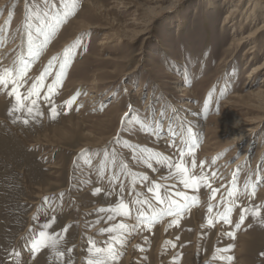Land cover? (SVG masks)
Instances as JSON below:
<instances>
[{
    "label": "rangeland",
    "instance_id": "rangeland-1",
    "mask_svg": "<svg viewBox=\"0 0 264 264\" xmlns=\"http://www.w3.org/2000/svg\"><path fill=\"white\" fill-rule=\"evenodd\" d=\"M207 1L173 0L159 12L151 13L146 10L152 7L147 0H78L74 14L51 36L40 55L35 59L27 58L31 67L27 83L20 88L24 95L48 61L53 56H61L77 37H81L71 66L65 70L67 75L62 85L47 101L43 99L47 85L54 80L61 61L54 62L52 74L44 81L45 87L38 99L43 115L33 119L22 108L10 116L8 110L15 103V98L7 95L11 85L8 90L0 91V264H86L88 238L106 240L107 234H99L98 230L125 220L118 216L116 221H107L108 214L98 213L97 209L114 206L118 202L121 182L125 185L123 196L127 201L128 186L145 174L159 183H176L173 191L179 189L196 195L199 203L184 212L178 224L172 223L174 217H166L151 230L144 228L133 234L124 255L115 264H229L226 260L212 258L217 248L229 245L234 247L223 255L234 257L230 264H264V223L261 222L264 208H261V218L248 214L240 228H235L241 208L264 205V112L245 103L236 106L232 102L237 115L234 122L247 128L245 120L250 121L256 130L250 139L244 138L238 145L233 144L231 132L220 133L231 129L224 123L229 119L221 116L222 103L232 101L230 97L233 94L246 93L247 90L243 89L246 76L252 66L262 63L264 54L246 66L240 61L247 45L240 47L235 59L231 58L233 49L223 55L234 37L231 28L220 30L223 15L230 5L227 6L224 0H212L219 7L211 13L208 12ZM53 2L62 9L61 0ZM247 2H242L243 10H246ZM45 10L44 0H6V4L0 7V39H3L0 51L8 49L4 55L5 61L11 63L8 66L14 60L18 63L17 58L23 56L22 51L28 48V31L33 33L34 49L40 48L44 37L35 29L39 25L38 15ZM256 14H264V10H258ZM204 20L212 31L210 41ZM262 21L264 17H260L252 27ZM182 25L185 26L181 30ZM140 32L143 36L136 38L134 35ZM247 32V28L243 29L242 36ZM114 33L125 35L124 43L113 42L103 48L98 46L104 34L111 40ZM238 35L240 33L236 38ZM208 43L212 50L206 56ZM161 46L168 50L167 54L160 53ZM184 68L189 97L180 98V94L171 88V83L182 77ZM263 80V75H257L252 89L263 91ZM123 85L125 92L121 90ZM92 89L94 93L90 92ZM77 92L79 95L71 107L66 105L65 101ZM123 92L126 94L122 95ZM132 94H135L134 106L137 107L134 109L127 103V96ZM87 95L96 96L99 106L95 111L90 109L93 101L84 100ZM180 99L190 100L194 110L178 107ZM23 103L28 105L29 101ZM53 105L58 113L55 118L51 113ZM167 112L172 114L167 116ZM187 112L199 116L202 125L199 128L202 130L192 128L193 125L186 121ZM14 117L20 119L13 123ZM172 117H177L182 122L181 126L172 124ZM24 119L29 123L24 124ZM136 121H143V124ZM155 121L164 127L160 136L168 135L169 141L163 146L166 155L175 153V149L168 146L171 138L169 125L177 133L191 128L199 144L195 173H200V162L205 161L204 172L212 188L220 189L215 199L210 198L211 189L206 185L201 184L193 192L176 181H162L161 177L168 175L166 167L154 164L159 170L153 171L136 159L141 149L157 150L154 143L158 138L150 130L144 131V127L149 125L154 128ZM25 142L37 145L29 148ZM244 151H247V162L232 172L237 178V186L243 189L248 178L259 183L254 196L240 197L238 206L230 214L233 223L229 225L218 220L217 213L224 211L221 197L227 195L230 184L227 185V180L232 175L227 168ZM113 152L116 153L115 163ZM214 157L218 159L212 164ZM186 159L190 167L191 157ZM121 163L127 164L123 171ZM213 172L217 173L215 178ZM225 173L229 176L224 178ZM114 175L119 179L111 183L109 178ZM95 188L102 191L93 195ZM136 188L151 196L139 182ZM108 192L112 194L106 195ZM61 193L64 194L62 198ZM44 197H49L51 203L46 204ZM209 204L213 206L211 213L208 212ZM80 209L89 210L83 212ZM32 212L33 216H30ZM34 216L37 219H33ZM208 219H212L213 225L208 224ZM97 220L100 221L98 224ZM45 223L50 224L46 230L42 228ZM220 225L224 226L223 233L216 228ZM30 230L32 235H38L41 230L51 235L58 234V251L64 254L63 257L58 258L50 248L30 251V243L25 239L30 238ZM228 232H234L235 238L227 235ZM165 241L171 243L165 246ZM14 252L20 253L19 258L13 255Z\"/></svg>",
    "mask_w": 264,
    "mask_h": 264
},
{
    "label": "snow or ice",
    "instance_id": "snow-or-ice-1",
    "mask_svg": "<svg viewBox=\"0 0 264 264\" xmlns=\"http://www.w3.org/2000/svg\"><path fill=\"white\" fill-rule=\"evenodd\" d=\"M62 9L57 8L53 0H44L46 10L43 11L42 15H38L39 25L36 27L35 32L44 37V40L40 48L33 47L34 39L33 33L28 31L26 33L27 45H28V56L33 59L40 55L41 49L49 43V40L56 31L67 22L68 17L74 14V10L78 7V0H61ZM11 15V13H10ZM81 37H77L75 42L67 47L61 56H53L48 64L45 66L43 72L35 78L31 85L26 89L27 94L24 95L20 92V88L27 83V73L31 67L28 59L18 57V63L16 60L13 61L11 66L0 65V91L8 90L9 85L11 88L7 91V95L15 98V103L9 108L8 114L12 116L15 112L20 111L22 108L26 110L28 115L35 119L37 116L43 115L39 109L38 99L40 98L41 89L45 87L44 81L46 77L52 74V68L54 62L61 61L59 64V71L55 73V78L51 84L47 85V92L44 94L43 99L49 100L50 96L56 94L58 86L62 85L63 78L67 75L66 69L71 66V61L74 56V50L80 45ZM0 43H3V39H0ZM79 93L70 97L65 104L71 107L75 102ZM35 97V98H34ZM23 101H29L28 105H25ZM52 117L55 118L58 113L55 105L51 108ZM163 116V113L161 114ZM20 117H14L13 123L19 120ZM24 124H28L29 120L24 119ZM136 123L143 124V121H136ZM162 124L159 121H155V127L152 128L150 125L144 127V131H151L157 138L160 137L162 130ZM168 132L171 133L169 147L175 149L173 155H166L159 151L152 149H141L139 154L136 156L138 161L146 164L147 168L153 171L159 169L154 166L159 165L160 167H166L168 169V175L161 177L162 181H176L183 186L184 189H191L193 192L197 191L201 184L206 185L211 189V199L216 198V194L220 189L212 188L205 172V161L200 162V173L196 174V149L199 147L195 137L192 133L191 128H186L179 134L173 130L169 125ZM179 140V143H177ZM116 142H119V138H116ZM186 157H191V166L189 167ZM113 163L116 161V153H112ZM218 157L212 159V164L216 163ZM120 168H127V164L121 163ZM103 178V171L100 173ZM213 178L217 176L216 172L212 173ZM111 183H114L118 176H112L109 178ZM140 183L146 187V192L151 193V196L144 194L142 191L137 190L136 184ZM259 182H252V178H248L243 186V189L238 188L237 178L233 174V179L230 182V186L227 187V195L221 197V202L224 204V211L217 213V219L222 220L225 224L231 225L233 221L230 218V214L233 209L238 206V201L241 196L247 195L249 198L255 195ZM129 187V199H124L123 193L125 185L123 182L120 183V193L118 202L114 206H108L107 208L101 207L97 209L98 213H107V221H116V217H124L125 220H121L110 224L105 228L98 230L99 234H107V239L103 241H97L96 239L88 238V258L86 264H115L123 255L126 249V245L129 242L131 236L136 232L147 228L151 230V227L156 223L161 222L166 217H174L172 223L179 222V218L189 210L193 205L199 203V197L196 195H189L186 191L175 190L176 183H159L154 180H150L148 175H143L139 178V181L133 180ZM224 187V185H222ZM115 190V189H113ZM102 191L101 188H95L93 195H96ZM111 192L106 195H111ZM63 193L60 194V198L63 197ZM44 202L50 204V198L44 197ZM212 205H208V212H212ZM219 207V204L217 205ZM261 208L264 205L251 207L245 206L241 208L239 216V222L235 224V228L239 229L241 224L244 223L246 216L251 214L255 218H261ZM37 219V217H33ZM53 222L55 217L52 218ZM134 221V222H126ZM100 221L97 220L98 224ZM261 222L264 223V218H261ZM208 224L213 225L212 219H208ZM49 223H45L42 228L48 229ZM45 230L39 231L38 235H32L30 230V238H25L30 243V251L36 252L43 248H50L58 258L63 257V253L58 251L59 240L57 235H51ZM67 231V227L64 230ZM227 235L235 238L234 232H228ZM171 243L165 241V246ZM175 246V245H173ZM234 245H229L226 248H217L213 253V260H226L230 262L234 259L231 255H223V253L231 252ZM143 250V249H141ZM72 250L69 249V252ZM17 258L20 253L14 252Z\"/></svg>",
    "mask_w": 264,
    "mask_h": 264
},
{
    "label": "bare ground",
    "instance_id": "bare-ground-1",
    "mask_svg": "<svg viewBox=\"0 0 264 264\" xmlns=\"http://www.w3.org/2000/svg\"><path fill=\"white\" fill-rule=\"evenodd\" d=\"M243 1L244 0H224V3L227 6L230 5V8L223 15V20L221 22V25L222 26L220 27V30L221 31H225V30L231 28L232 29V35L234 36L232 38V43L230 44L231 46H229L227 48V51H225L223 55H227L229 53V51L233 49V54L231 55V58L235 59V58H237L238 50L240 49V47L241 46H244V45H247L246 51H245V53H244V55H243V57H242V59L240 61V62L244 63L245 66H246V64L249 61L250 62H255L257 60V57L258 56L261 57L264 54V21H262L256 27H252V25L255 24V22H257L258 19H260V17L261 18L264 17V14H261V15L256 14V12L258 10H264V6H263L264 0H248L246 10L245 9L243 10V8H241V5H242V2ZM147 2L150 5H152V7L151 6L150 7H147L146 10L150 11L151 13H153L154 11L159 12L160 10H162V8L165 7L166 4H168V3L170 4L171 2H173V0H147ZM235 2H236V5H233V3H235ZM4 4H6V0H1L0 7L4 6ZM178 4L179 3H177L176 5H178ZM218 7L219 6H217V4L214 1H212V0H208L207 1L208 12H211V13L213 12L214 13L215 11L218 10L217 9ZM126 9H127V7H126ZM258 16H259V18H258ZM133 24H135V21L133 22ZM184 26L185 25H182V27L180 29L182 30L184 28ZM204 26H205V29H206V33H208L209 41H210L212 31H211V29H210V27L208 25L207 20H204ZM245 28L248 29V32L245 35L242 36L241 31L243 29H245ZM98 30L103 31V30H105V28H98ZM239 33H240V36L238 35L239 37L236 38L237 34H239ZM114 34H115V36H114ZM114 34H112L111 40L107 37V35L104 34L103 35L104 37L99 41L98 46L100 48H103L106 45L111 44L113 42H116L115 44L124 43V41L126 39L125 35H121V34L119 35L117 33H114ZM140 35L143 36V33L140 32V33H137L134 36L136 38H138ZM211 50H212L211 45H209V43H208V45H206V47H205V55L206 56H209L210 53H211ZM7 51H8V49H2V51H0V55H1L0 58L2 59V60H0V62H1V65H3V66H8L9 64H11V63H9V61L7 63L5 61L6 59H4V55L7 54L6 53ZM22 52H23V56L22 57H25V55H26V58L25 59H27V58L29 59L30 58L28 56V54H27L28 48L24 49ZM160 53L161 54H167L168 53V50L165 47L161 46L160 47ZM162 56H165V55H162ZM232 72H234V71H231V73ZM186 73H187L186 72V69L185 68L182 69V77H180V79H178L176 82L171 83L172 84V87L171 88L174 89V90H176L180 94V96H179L180 98L189 97L188 96L189 95V93H188L189 90L186 88V85H187L186 84V80H185L187 78V74ZM259 74L260 75H263V79H264V59L262 60V63L261 64L252 66V68L250 70V73L246 76V79L244 81L245 86L243 87L244 90H247L246 93L243 94V95H241V94L240 95L239 94H233L230 97L232 99V101H224L222 103L223 104V113H221V116H226L225 118L226 119L227 118L229 119L227 122L225 121L224 123H227L226 125L230 126L229 128H231L232 131L230 129V131L228 130V131L220 132V133L227 134V133H230L231 132V136L234 137L233 138V142L234 143L232 142L234 145L240 144L244 140V138L245 139H247V138L250 139L251 136H253L252 133L256 130V127H251L253 123H251L250 121H246V120H245V122H247V124H245V123L244 124L247 126V128H243L242 126H239V124H240L239 122H237V123L234 122L235 121V118L237 117V115L235 114V110L233 109V107H234L233 104L234 103H232V102H235L236 103V106L239 105L240 103H242V104L245 103V105L254 106L256 109L261 110L260 112H262V113L264 112V90L261 91L260 89H258V90L257 89L256 90L255 89L254 90L252 89V87H253V85H252L253 84V81L255 80L256 76L259 75ZM262 83H264V80L262 81ZM95 84H97V83H95ZM95 84H94V86H95ZM121 88H122L121 90H123L125 88V86L123 85ZM227 88H228V86H226V89ZM123 91L125 92V89ZM90 92L94 93L95 91H94V89H92ZM124 92L122 93V95L126 94ZM134 96H135V94H132V95H128L127 96L128 97L127 103L128 104H131L130 107L132 109L137 108L136 106H134L135 105V103H134V101H135L134 100L135 99ZM86 99L93 101L92 103H90L91 105L93 104L92 107H90V109L95 111L98 108V106H99L98 104H96L97 102L95 101L96 96L87 95L84 100H86ZM179 102L180 103H179L178 107L184 108L186 111H188V110H194L193 109L194 108L193 107V104L190 102V100L180 99ZM251 102H252V105H251ZM111 104H115V103L112 102ZM177 109L179 110V108H177ZM134 113H135V111H134ZM170 113L171 112H167L166 115L167 116H170ZM123 115H124V112L120 115V117H122ZM185 116H186V121L189 122L190 125H193L192 128L197 129V128H199V127L202 126L201 125V120H199V116H197L195 114H190L188 112L185 113ZM176 118L172 117V119H171L172 120L171 121L172 124H175L176 126H181V123L182 122L180 120L176 119ZM103 122L110 123L109 120H103ZM165 124H167V122H165ZM199 130H202V129L199 128ZM245 132H247V134ZM88 136L91 137L90 134H88ZM168 141H169L168 135L167 136H166V134L165 135H161L156 140V142L154 143L155 148L157 149L156 151H159V152H162L163 153V146H165V144H167ZM177 143H179V140H177ZM25 145L27 147H29V148H34L37 144L36 143H29V144L26 143ZM245 150H247V149H245ZM246 152L244 151L243 155H241V157L239 159H236V161H233V163H231L228 166V168L226 167L227 168V171H229V173L232 174L229 177V179L227 180V185L229 184V182H231L230 178H232V176H233V173L232 172H236V170L240 169V167L243 166L244 163L247 162V160H245V158L247 157V155H245ZM231 153L233 154V152H231ZM263 155H264V153H263ZM225 162H229V161H225ZM52 168H54V167H52ZM229 173L223 174L224 178L226 176H229ZM262 175H259V176H262ZM262 185L264 187V182L262 183ZM229 186H230V184H229ZM262 191L264 193V188H263ZM88 210H81V211L87 212ZM37 214L39 215V213H37ZM30 216H33V212L30 214ZM198 225H201V224L199 223ZM31 226L34 228V226L32 225V223H31ZM222 227L224 228V226H221V225L218 226V227H216V228H218L219 233H223L224 232V229ZM23 235H24V233H23ZM216 264H223V263L218 262Z\"/></svg>",
    "mask_w": 264,
    "mask_h": 264
}]
</instances>
